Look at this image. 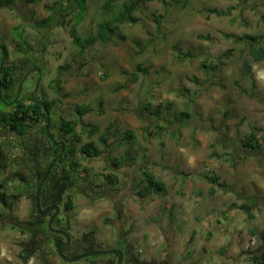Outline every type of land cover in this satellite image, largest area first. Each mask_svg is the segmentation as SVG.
<instances>
[{"label": "rangeland", "instance_id": "rangeland-1", "mask_svg": "<svg viewBox=\"0 0 264 264\" xmlns=\"http://www.w3.org/2000/svg\"><path fill=\"white\" fill-rule=\"evenodd\" d=\"M64 1L39 0L33 5L17 1L0 9V48L8 55L3 65L18 69L21 58L28 59L29 65L21 73L31 70L21 81L22 93L33 91L41 102H56L49 135L73 150L72 159L79 163L80 178L76 177L77 184L68 192L73 209L65 212L60 205L58 228H68L70 241L92 230L97 250L116 249L118 242H124L130 255L151 264H252L247 255H238L257 250L259 242L250 230L264 228V59L253 63L250 75L244 76L242 65L249 47L234 43L232 37L264 36V3L180 0L173 4L165 0L169 3L166 7L157 1L142 3L133 13L138 21L118 28L124 40L114 36L112 42L92 44L78 54L68 34L71 22L67 17H63L64 26H36L49 15L48 7L54 3L63 7ZM103 3L85 0L80 37L96 34L105 15ZM207 9L229 10V16L206 17ZM178 53L190 57L179 62ZM32 58L40 76L32 69ZM204 61L206 68L202 67ZM215 61L220 67L208 81L206 71ZM137 63L146 67L148 74L129 83ZM59 66H64L65 72L60 92L55 94L49 82L57 77ZM145 91L152 109H160L163 119L160 133L149 139L142 131L145 124L135 114ZM79 106L88 110L82 122L98 129L88 135L77 126L82 143L92 141L102 152L98 139L111 125L114 131H132V144L106 135L111 148L102 152L104 158H83L78 152L80 145L63 138L57 129L60 118L75 119L73 112ZM185 109L212 127L223 128L226 137L235 142L237 153L253 129L262 154L235 160L234 167L211 157L224 150L211 146L215 139L211 131L195 130L191 122H177ZM0 135L5 137L7 132ZM28 141L45 143L40 134L31 135ZM4 152L0 180L9 181L18 167L10 162V150ZM109 155L113 159L122 156L124 165L111 168ZM142 170L163 183L162 192L151 190L144 197L140 195L146 187ZM21 171L28 176L25 166ZM109 174L117 176L115 185L107 182ZM212 176L217 177L216 183L211 182ZM211 189L213 194H209ZM242 204L249 206L251 218L238 208ZM30 210L31 201L22 197L15 201L11 214L26 220ZM45 235L48 239L38 237L43 250L27 264H103L83 259L65 262L55 253V243L63 238L51 231ZM28 238L0 227V264H23L20 245ZM199 244L206 247L195 255Z\"/></svg>", "mask_w": 264, "mask_h": 264}, {"label": "trees", "instance_id": "trees-1", "mask_svg": "<svg viewBox=\"0 0 264 264\" xmlns=\"http://www.w3.org/2000/svg\"><path fill=\"white\" fill-rule=\"evenodd\" d=\"M17 1L22 3L33 5L39 0H0V9L15 5ZM157 1L164 7L168 6V2L165 0H104L102 8L104 10V18L100 21L97 26L96 34H86L84 38L78 34V27L83 22L86 15L85 0H65V6L56 7L59 3L47 8L49 15L43 20L37 22V28L45 29L51 26H64V18H68L71 25L68 29V34L71 38L73 46L77 49L78 54H82L84 50L95 43L107 44L112 42L113 37L117 36L120 40H124V36L120 35L118 28L122 24H135L138 20L133 15L137 10L139 4ZM173 4H179L180 0H171ZM250 1V0H245ZM264 3V0H257ZM185 1L182 2V6ZM206 17L215 15L218 17L229 16V10L222 11L218 9H207ZM61 16L62 19L58 20ZM64 17V18H63ZM21 34V32H20ZM231 37V36H230ZM234 43L245 44L249 47L248 57L244 60L242 65V74L249 76L252 68V64L259 62L264 59V36H251L243 35L241 37H232ZM19 45H21L19 43ZM0 134L7 132V135L3 137L0 135V160L3 157L4 150H10L8 153L11 164H15L18 167L17 171H14L11 175V180H0V227H8L11 230L17 231L20 235H28L29 238L26 242L21 243V250L19 258L23 264H27L29 259L39 251V241L42 236L48 239L45 235L50 231L47 228L49 219L54 215L55 209H49L53 206H63L65 212L73 209V200L68 192L74 188L76 183V177L80 178L79 163L74 157L73 150L68 149L63 143L64 150L61 152V147L54 145L49 139L50 129L52 127V110L56 107L54 101H39L35 96L34 92L30 94L22 93L20 83L24 80L25 76L29 71L27 70L24 74L21 71L26 68L28 59L21 58V67L4 66L3 61L8 59L6 49L0 48ZM32 50V49H29ZM188 54H177V60L182 62L188 59ZM32 69L37 71L39 76L41 72L33 58L30 59ZM206 62L202 63V67L206 68ZM29 65V64H28ZM220 67L219 61H215L214 64L208 67L206 74L208 75V81L212 73H215ZM65 72L64 66H59L56 69L55 78L49 82L51 90L58 94L60 92L61 77ZM148 69L141 63H137L134 66V71L130 74L127 82L135 83L139 76H146ZM106 76V75H105ZM148 91L142 92L139 97L138 105L135 109V114L141 120L145 126L142 128L145 138H150L152 135H158L162 130V118L161 111L158 108L152 109V104L147 100ZM191 100L190 103H192ZM44 106H43V105ZM87 109L83 106H79L73 113L75 114L74 120L59 119L58 131L63 134V138L67 137L68 140L75 144H79V154L86 159L93 160L102 158V152L106 149L110 150L111 145L106 143L107 137H115L118 142L127 141L132 144L134 139L133 132L130 130L125 131H114L113 126H108L104 131V135L101 134L98 141L103 147L101 152L92 141L82 143V139L76 132V127L80 126L81 129H86L89 134L96 133L98 129L95 126L84 124L82 117L87 113ZM46 113L48 114L46 120ZM189 120V121H187ZM177 122L180 125L190 124L194 125L195 130H208L215 134V139L211 143L212 147L219 146L224 152L221 154H211V157L223 160L228 163L230 167H234L238 161L243 157L255 156L259 157L262 154L254 130H250L248 135L243 142L240 144V151L237 153L235 148V142L228 139L225 135L223 128H214L210 124L201 121L195 115L194 111L185 109L177 117ZM47 126V131H46ZM198 126V127H197ZM34 129V130H33ZM40 129V130H39ZM6 130V131H5ZM40 134L42 139H45V143L40 142L31 143L29 137L31 135ZM56 142V141H54ZM236 154V156H235ZM129 155V151H126V156ZM68 157V161L65 158ZM129 157V156H128ZM104 158V156H103ZM263 158V157H262ZM20 159L24 160L21 162ZM56 159L53 164L48 176L40 186L38 197L37 188L43 180L46 171L52 162ZM109 166L112 168H120L124 165V159L121 157L113 159L108 157ZM25 166L28 176L21 173V167ZM114 171V170H113ZM86 172V171H84ZM143 180L146 184L144 192L140 195L144 197L151 190L162 192L164 185L162 182L154 179L152 173L142 170ZM112 173V172H111ZM14 179V181H13ZM107 182L110 185H115L118 181L117 176L114 174L107 175ZM211 182L216 183L217 177L212 176ZM10 188L13 191H10ZM214 189L209 190V194H213ZM26 198L31 201L30 216L26 220H19L12 216L13 205L19 198ZM66 199L65 202L63 199ZM249 199L248 201H252ZM247 204H251L247 202ZM247 204L239 205V209L244 213H247L249 218L252 216L249 214V206ZM118 214V213H117ZM48 217V220H44ZM60 223L59 217H54L52 221V228L59 229L58 224ZM56 224L54 227L53 225ZM60 230L68 234V228H61ZM250 234L255 236L259 242V246L255 251H241L240 255H247L248 259L252 264H259L264 261V228L260 231L255 229L250 230ZM69 236V234H68ZM38 237H40L38 239ZM62 237L59 236V239ZM63 242L65 241L62 239ZM98 244L96 243L94 232L92 230L83 233L79 238L74 241H70L67 246H62L60 251L65 258H73L80 254L97 250ZM123 255L122 264H151L148 261L138 259L134 255L128 253L129 246L126 243L118 242L116 247ZM72 251L73 254L67 252ZM56 255L59 257L55 250ZM60 258V257H59ZM117 255H98L94 257H87L83 260H90L92 263L95 261L103 262V264H116Z\"/></svg>", "mask_w": 264, "mask_h": 264}, {"label": "water", "instance_id": "water-1", "mask_svg": "<svg viewBox=\"0 0 264 264\" xmlns=\"http://www.w3.org/2000/svg\"><path fill=\"white\" fill-rule=\"evenodd\" d=\"M43 105V104H42ZM44 106V105H43ZM47 117H48V114L46 113V120H47ZM46 131H47V126H46ZM49 135V134H48ZM49 139L54 143V145H60L61 147V152L64 150V147H63V142H54L53 138L49 135ZM56 159H53L52 162L50 163L47 171H46V174L43 178V180L41 181L39 187L37 188V197H38V193H39V189H40V186L41 184L43 183V181L46 179V177L48 176L53 164L55 163ZM54 208L55 209V213L54 215L49 219L48 223H47V228L49 231L55 233V234H58V235H61L63 238H64V242H56L55 243V250L57 252V254L59 255V257L64 260L65 262H69V263H72V262H76L78 260H82L84 258H87V257H90V256H97V255H117V262L116 264H121L122 263V260H123V255L122 253L117 250V249H107V250H94V251H91V252H87V253H83V254H80L74 258H65L61 251H60V248L62 246H67L70 242L69 240V236L66 232L62 231V230H57V229H52L51 225H52V221L54 219V217H56L59 213V207L58 206H53V207H50L49 209H52ZM259 264H264V261H262L261 263Z\"/></svg>", "mask_w": 264, "mask_h": 264}, {"label": "crops", "instance_id": "crops-1", "mask_svg": "<svg viewBox=\"0 0 264 264\" xmlns=\"http://www.w3.org/2000/svg\"><path fill=\"white\" fill-rule=\"evenodd\" d=\"M27 80V79H26ZM25 80V81H26ZM25 81L24 82H22V83H25ZM24 85V84H23ZM23 85L20 83V88L21 87H23ZM21 90H22V88H21ZM58 230H60V229H58ZM235 232H237V229H235ZM205 247H206V245H202V244H199V246L197 247V249H196V251H195V255H197V252H201L202 250H204L205 249Z\"/></svg>", "mask_w": 264, "mask_h": 264}, {"label": "flooded vegetation", "instance_id": "flooded-vegetation-1", "mask_svg": "<svg viewBox=\"0 0 264 264\" xmlns=\"http://www.w3.org/2000/svg\"><path fill=\"white\" fill-rule=\"evenodd\" d=\"M59 142H61V141H58L57 143H59ZM58 146H60V145H58ZM61 236V235H60ZM62 237V236H61ZM63 238V237H62ZM64 239V238H63Z\"/></svg>", "mask_w": 264, "mask_h": 264}, {"label": "bare ground", "instance_id": "bare-ground-1", "mask_svg": "<svg viewBox=\"0 0 264 264\" xmlns=\"http://www.w3.org/2000/svg\"><path fill=\"white\" fill-rule=\"evenodd\" d=\"M74 258V257H73Z\"/></svg>", "mask_w": 264, "mask_h": 264}]
</instances>
